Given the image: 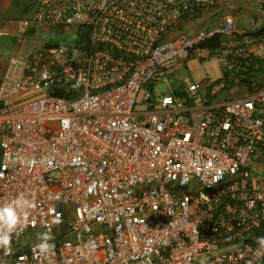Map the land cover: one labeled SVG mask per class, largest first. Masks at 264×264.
<instances>
[{
  "label": "built area",
  "instance_id": "1",
  "mask_svg": "<svg viewBox=\"0 0 264 264\" xmlns=\"http://www.w3.org/2000/svg\"><path fill=\"white\" fill-rule=\"evenodd\" d=\"M30 8L0 18V264H264V0Z\"/></svg>",
  "mask_w": 264,
  "mask_h": 264
},
{
  "label": "clouds",
  "instance_id": "2",
  "mask_svg": "<svg viewBox=\"0 0 264 264\" xmlns=\"http://www.w3.org/2000/svg\"><path fill=\"white\" fill-rule=\"evenodd\" d=\"M28 203L23 199V195L18 196L13 201L0 206V247H9L11 242V233L16 229L18 224H21V217L17 212V208L22 204ZM29 206H32L31 204ZM27 221V213L23 216V222ZM59 223V220L54 221ZM43 242L39 243L36 247L41 253L50 251L54 245L49 244L48 241L53 237L50 233H42ZM258 242L264 246V237L258 238Z\"/></svg>",
  "mask_w": 264,
  "mask_h": 264
},
{
  "label": "rangeland",
  "instance_id": "3",
  "mask_svg": "<svg viewBox=\"0 0 264 264\" xmlns=\"http://www.w3.org/2000/svg\"><path fill=\"white\" fill-rule=\"evenodd\" d=\"M33 12L28 4V0H15V5L12 12L9 14L11 19H22L30 18ZM66 39H71L70 36H64ZM62 36L53 35L49 39H52V42L59 41ZM192 71L191 74H187L189 80L193 82H199L211 76V79H217L222 75V69L217 57H212L203 61H191L190 62Z\"/></svg>",
  "mask_w": 264,
  "mask_h": 264
},
{
  "label": "crops",
  "instance_id": "4",
  "mask_svg": "<svg viewBox=\"0 0 264 264\" xmlns=\"http://www.w3.org/2000/svg\"><path fill=\"white\" fill-rule=\"evenodd\" d=\"M31 0H28V4L30 6ZM15 5V0H0V18L12 20L9 18V14L12 12L13 7ZM15 44V41L13 40V35L8 34V37H1L0 38V46L3 48H13ZM6 61L4 59H0V72H2L6 67Z\"/></svg>",
  "mask_w": 264,
  "mask_h": 264
}]
</instances>
